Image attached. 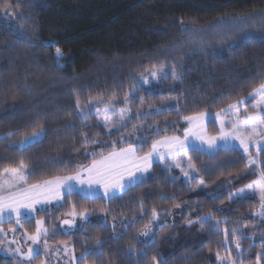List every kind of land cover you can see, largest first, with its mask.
<instances>
[{
  "label": "trees",
  "instance_id": "trees-1",
  "mask_svg": "<svg viewBox=\"0 0 264 264\" xmlns=\"http://www.w3.org/2000/svg\"><path fill=\"white\" fill-rule=\"evenodd\" d=\"M5 5H10L11 12H5ZM261 10L264 0H0V173L24 161L32 173L28 182L37 183L89 166L93 156L85 153L108 155L113 148L131 144L144 156L161 138L184 137L185 117L215 114L248 98L253 88L264 83V44L257 40L233 51L228 49L232 40L220 43L216 38L195 46L181 30L180 21L206 35L222 17ZM21 14L30 19L20 20ZM8 25L20 31L10 32ZM56 48L61 49L59 57ZM153 65L174 68L179 80L173 81L170 75L167 81L141 87L140 77ZM148 88L159 94L149 96ZM110 102L114 104L111 116L119 115L114 124L107 120L104 127L105 120L95 112ZM246 105H250L248 99ZM158 107L167 110L152 111ZM125 108L131 109L124 113L131 119L119 128ZM81 111L88 114L87 119L79 117ZM137 111L141 119L136 118ZM41 126L40 142L26 149L16 144ZM208 130L220 131L214 117L208 121ZM141 137L147 142L141 144ZM259 155L264 171V150ZM189 159L200 179L187 181L174 166L179 162L186 169ZM247 162L248 155L238 147L189 150L175 160L154 163L143 183L127 187L119 198L85 199L74 192L47 211H39L30 222H22L32 233L37 217L45 218L53 228V241L70 242L77 264L86 248H96L97 239L103 242L98 249L103 255H88L82 264H154L153 256L166 264H231L226 259L229 255L235 264H264V217L256 215L259 200L252 196L229 199L258 176V166L246 167ZM173 177L179 179L173 183ZM201 179L203 185H199ZM73 207L78 213L87 210L88 219L82 227L65 232L57 223ZM153 208L159 214L156 221ZM205 216L213 219L186 225L187 219ZM145 225L155 233L154 240L141 235ZM232 229L240 238L239 249ZM217 253L224 259L218 260ZM0 264L29 262L0 257Z\"/></svg>",
  "mask_w": 264,
  "mask_h": 264
},
{
  "label": "snow or ice",
  "instance_id": "snow-or-ice-1",
  "mask_svg": "<svg viewBox=\"0 0 264 264\" xmlns=\"http://www.w3.org/2000/svg\"><path fill=\"white\" fill-rule=\"evenodd\" d=\"M5 12H11L10 5H5ZM20 20L30 19L25 17L23 14L19 16ZM182 28L181 30L189 34V42L203 43L208 39L207 35H202L200 29L189 28L183 26V21H180ZM259 24L260 27L256 28L255 26ZM8 31L17 33L20 30L15 28L12 25H8ZM210 31L214 32L217 36L220 37V43H224V37L227 36L228 40H232V43L228 44V49L235 50L236 47L241 46L242 44L251 43L257 41L261 44H264V10L259 12L250 13L243 16H231V17H222L215 24L210 26ZM239 33V35H234ZM57 57L61 55V49L56 48ZM168 71L164 69L161 65L157 67L152 66L150 72V77L154 81H167L168 80ZM171 77L173 81H178L179 77L175 69L171 71ZM148 78L145 77L140 86L143 87L145 84H148ZM149 96L158 95L159 92L155 89L148 88L145 89ZM258 98L256 103L252 105L254 111L249 113L247 108H244L245 113L244 117H240L241 106L247 102V99ZM93 101L89 100L88 104L91 108ZM129 103L128 101L125 102ZM141 105H143V99L140 100ZM77 107L79 108V100H77ZM114 110V104L109 103L104 106V116H105V125L107 127V116ZM167 110L165 107L153 108L152 111L159 114L162 111ZM125 112H131L130 108H125L121 111L119 116V128L127 126V123L130 122L129 117L125 116ZM95 114L99 118L100 111L96 110ZM80 118L87 119L86 113L82 111L78 114ZM221 115L224 116H234L233 120H224L220 119ZM206 116V113H200L198 116H189L185 119L189 123V127L184 130V139L181 140L178 136L166 137L163 140H157L152 143L150 151L143 157H137L136 147L129 144L127 148H121L117 151L113 148L112 152L108 155H104L103 152L100 153H85V155L93 156L92 162L89 166H81L79 170L74 175L58 176L54 180H45L42 183L28 184V177L24 175L25 172L29 171L27 165L24 161H20L18 167L5 168L3 173H0V224L5 222L7 219L8 222H11L13 215L15 216V224L22 227L21 220L31 221L32 214L37 212V204H49L53 200L59 202L66 195H72L74 192L77 195H82V198L91 199L97 198L93 195L92 185L102 186L104 189V196L100 198L107 197L108 199H116L118 193L123 191L126 186L131 187L137 181L143 183L144 174L147 173L154 162L163 161L166 158H172L175 160V157L184 154H187L189 148L193 151H200L204 144H207L209 149H215L218 145V141H223L225 144L231 141H238L239 147L243 149V152L248 154V162L246 167L253 166L257 164V160L252 158L249 148L251 145L256 146V150L259 153L264 150L261 147L262 142H264V83H261L259 87L253 88L252 93L249 94V98H242L238 102L231 103L227 108L221 109L217 113L216 118L220 121V132L219 136H207L205 134V129L203 126V120ZM136 118L141 119L142 113L137 111ZM226 125H230L226 129ZM74 127V125H73ZM114 127H116L114 125ZM112 129L108 128V132L111 133ZM158 131V130H157ZM13 133H8V136H11ZM44 136V129L41 126L38 131L34 130L30 136H26L21 142L20 147L27 148L28 146L40 142ZM189 137H193L195 140H199L200 144L189 143ZM142 143H146L145 138H138ZM84 144H87V136L83 137ZM96 143H99L98 141ZM167 149L166 152H161L160 149ZM99 156V159H96V156ZM172 165L166 166L171 167ZM176 168H180L184 172L185 177L189 181L193 180L194 177L182 167L179 162L174 164ZM188 167L194 170V165L189 159ZM32 174V173H29ZM139 174V175H137ZM173 183H175L178 177H173ZM204 181L201 179L199 185H203ZM77 185L88 186V191L85 192L84 188L81 187L77 189ZM98 191V189H97ZM247 192L258 193L259 194V205L260 210L256 213L257 216L264 217V171L258 173V179L253 183H250L247 186ZM233 197H246V190L242 189L238 193H233L229 196V199ZM62 206V205H60ZM175 207L179 208L180 205L177 204ZM39 211H47L46 208H41ZM107 211V210H102ZM167 214V213H166ZM70 216L76 217L79 215L82 219H88L87 210L77 213L75 208L69 213ZM158 212L155 208L152 210L153 221L158 219ZM213 217H197L194 221L192 219L186 220V225L191 227L192 224L201 222L209 223ZM64 224H71L72 221L64 220ZM219 223V221H217ZM44 221H36V230L32 235H27V239L32 242L34 245H39L41 237L47 236V229L43 227ZM103 226V225H102ZM115 228V225L113 226ZM10 232H15L16 228L9 229ZM151 233V236H150ZM228 230L225 229V235L227 236ZM0 235H7L4 232L3 228L0 227ZM123 235V234H122ZM141 235L144 237H150V239H155V233L152 232V229L148 226H144V230L141 232ZM231 235L235 238L237 249L240 248V238L236 236V229L231 230ZM11 243H16L15 240ZM137 243H143L140 240H137ZM44 252L50 251L48 248L47 239L44 240ZM103 242L99 239L96 241V248L85 249V255L80 258L81 264L83 260L88 256L95 254L97 256H102L103 252L99 251L101 249ZM261 247H264V240L261 242ZM65 252H67V247H65ZM133 249H129L128 254L132 255ZM16 255H21L26 261L31 264V261L35 258H38L41 255V249L39 247H28L26 252H21V249L17 247L15 249ZM218 260H223L220 254H216ZM75 260L76 258L73 257ZM154 264H166V261L162 258L157 261L156 257H152ZM231 264H235V261L232 260L229 255L226 258ZM261 259V256L258 254L257 261ZM42 264L44 262L42 261Z\"/></svg>",
  "mask_w": 264,
  "mask_h": 264
},
{
  "label": "rangeland",
  "instance_id": "rangeland-1",
  "mask_svg": "<svg viewBox=\"0 0 264 264\" xmlns=\"http://www.w3.org/2000/svg\"><path fill=\"white\" fill-rule=\"evenodd\" d=\"M208 32L209 33H205V34L208 36V39H211L209 41H212V40L215 41L216 38H220L214 32H212L210 30ZM201 33H202V31H201ZM224 39H227V36H225ZM203 43L206 44L208 42L205 40ZM195 46H198V44L196 43ZM164 69H166L168 71V74H169L168 76H170L172 70H170L168 67H164ZM150 72H147L145 75L141 76L140 77V82H142L143 79L145 77H147L149 82H148V84H145V85H154V84L159 83L160 81H154V80L151 79ZM256 99H258V98H250V99H248V101L250 102V105H246V103H245V104H243L241 106V112H240V117L241 118H243L244 115H245V113L243 111L244 108H247L249 113H251V112L254 111L252 105H254L256 103ZM103 110H104V108L103 109H99L101 118L103 120H105V116H104V111ZM112 112L107 116L106 119L109 122H111V124L112 123L114 124L115 117H116V115H119V112L116 113V114H113V116H111L112 115ZM205 113H206V116H205V118L203 120V126H204V129H205V134L207 136H209V137L210 136H219V132L220 131L218 133H211L208 130V121H209V119L211 117H214L216 119L217 124H218V126L220 128V121H219V119L216 118L217 113H215V114H211V113H208V112H205ZM198 115L199 114H196V115H193V116H198ZM127 117H129V120L131 119L130 114H128ZM220 119H224V120L227 121V120H233V119H235V117L234 116H224V115H221ZM188 127H189V123L186 120V127H185V129L188 128ZM225 127L227 129V128L230 127V125H226ZM30 135L31 134L26 135V136H30ZM173 136H175V135L166 136V137H173ZM25 137H23L22 139H20L19 141H17L16 144L20 146V142ZM166 137H164V138H166ZM164 138H161L159 140H163ZM180 139L183 140L184 137H180ZM189 143L200 144L201 142L199 140H195L193 137H189ZM217 145L218 146L215 149H209L208 146H207V144H204L202 146V149L201 150H204L206 152H214V151H216L219 148H229V147H238V148H240L238 141H231V142H229L227 144H225L223 141H218L217 142ZM261 147L264 148V142H262ZM240 149L243 151L242 148H240ZM189 150H191V148H189ZM117 151H119V150H117ZM160 151L161 152H166L167 149L161 148ZM249 152H250L252 158H254V159L257 160V164L256 165L258 166V173H259L261 171V169H260V155H259V153L256 150V146L255 145H251L250 148H249ZM135 155L137 157H143V156L138 155L137 150H136ZM166 159H168V158H166ZM158 162H160V161H158ZM154 163H156V162H154ZM27 168H28V166H27ZM28 170H29V168H28ZM185 171L189 172L195 179H200V176H199L198 172L195 170V168L193 170V169L187 167L185 169ZM29 173H30V171H27V172L24 173V175L27 176V177H29ZM75 173L76 172H74V173H66V174L59 175V176L62 177V176H66V175H74ZM145 174H144V176H145ZM137 175H139V174H137ZM182 175L185 178V180L188 181V178L185 177L184 172H182ZM56 177H58V176H55V177H52V178H48V179H45V180H54ZM256 179H258V176H257ZM45 180H43V181H45ZM255 180H253L251 183H253ZM43 181H40V182H37V183H42ZM28 184L30 185V184H35V183H29L28 182ZM248 185L240 188L239 190L235 191L234 193H238L242 189H244V190H246V196H252V197H255V198H257L259 200V194L258 193L247 192V186ZM81 187L84 188L85 192L88 191V186L87 185H83V186L77 185V189H79ZM127 187L128 186H126L125 189ZM97 189H98V191H97ZM92 190H93V195L94 196H98V195L99 196H104V189H103L102 186L92 185ZM121 192L122 191H120L118 194H120ZM62 201H63V199L60 200L59 202L53 200L49 204H37L36 205V208L38 209V211L35 212V213H33L32 214V217H35L37 215V213L39 212V209H41V208H49L51 205L59 204ZM259 210H260V208H259ZM38 220L44 221L43 227L47 229V236L46 237L42 236L39 245H34V244H32V242L30 240L27 239V235H32L35 232H32V233L31 232H28L26 230V228L24 227V224H23L22 220H21L22 227L21 226H18V225H16L14 223L10 227L4 228L3 224L6 223V222H8L7 219H5V222L2 225L0 224L1 225L0 227L3 228V230H4L5 233H7L6 236L5 235H0V257L18 258V259H21L23 261H26L23 256L16 255L15 254V249L17 247H19L21 249V252L23 253V252H26L27 251V248L28 247H39L41 249V255L38 258H36V259L39 260V264H42V261L44 262V264H77V257L75 256V254L73 252V249H72V246H71L70 242L69 241H57V242L56 241H53L52 238H53L54 233L51 232V230L53 228L50 229L49 225L46 223V219L45 218H43V217H37V220L36 221H38ZM64 220H70V221H72V223L70 225L69 224H64L63 223ZM12 221H15V216L14 215H13ZM84 222H85V220L82 219L79 215H77L76 217H72V216L68 215L66 217H60V219H59V221L57 223V227L59 229L65 231V232H69L70 230H74V229H78V228L82 227L83 224H84ZM11 228H16V231L14 233L13 232H10L9 229H11ZM45 239H47V241H48V245L47 246L50 249V251H48V252H44V247H45L44 240ZM13 240H15L16 243H11V241H13ZM65 247H67V252H65ZM73 257H75L76 259L74 260Z\"/></svg>",
  "mask_w": 264,
  "mask_h": 264
}]
</instances>
